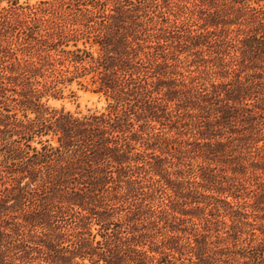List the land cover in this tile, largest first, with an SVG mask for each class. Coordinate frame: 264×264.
<instances>
[{
  "label": "rangeland",
  "instance_id": "rangeland-1",
  "mask_svg": "<svg viewBox=\"0 0 264 264\" xmlns=\"http://www.w3.org/2000/svg\"><path fill=\"white\" fill-rule=\"evenodd\" d=\"M15 1L24 11L45 9V19L51 12L68 18L73 31L62 39L67 46L51 50L62 76L45 67L44 76L30 79L33 85H25L22 76L6 78L17 74L10 72L17 61H37L45 52L23 39L21 10L0 0L12 23H0L2 104L19 118L35 117L20 104L31 87L45 117L53 109L74 116L106 114L119 102L130 112L119 142L133 147L122 179L133 176L121 184L117 198L83 199L74 194V180L30 181L11 171L0 152V264H91L90 259L101 264V254L74 256L81 245L89 251V241L76 246L89 219L94 242L117 253L120 264H264V7L260 12L253 2L248 10L229 0H154L133 50L124 41L133 20L129 12H118L114 0L104 10L93 9L89 0ZM73 44L111 66L104 71L87 63L84 71L72 72L68 59L61 61L65 54H58L73 50ZM121 62L129 64L126 71ZM110 78L115 95L100 85ZM45 139L58 145L52 133L34 136L31 145L39 148L37 141ZM73 154L63 153V165L74 162ZM46 173L68 172L53 167ZM33 211L54 213L60 227L47 222L30 227L23 217Z\"/></svg>",
  "mask_w": 264,
  "mask_h": 264
},
{
  "label": "trees",
  "instance_id": "trees-1",
  "mask_svg": "<svg viewBox=\"0 0 264 264\" xmlns=\"http://www.w3.org/2000/svg\"><path fill=\"white\" fill-rule=\"evenodd\" d=\"M8 1L13 5L12 7H14V9L21 10L18 16L22 17V22L25 25L24 29H26V31H21L24 37L23 39H26V42L30 40L34 41V44L37 45L36 50L45 53L41 55L37 61L31 60L26 62L25 60L23 63L17 61V66L10 69L11 73L17 74L6 78L10 79L16 77L18 79L19 76H22L23 80L21 81H26L24 82L25 85H33L30 79H32V77L44 76L45 73L43 71H46L45 67L50 68L48 71L56 77L62 76V70L55 68V63L59 58H54L53 56L57 54L51 53V50L58 45L67 46L66 43H62V39L68 36V32L73 31V28H67L68 21L65 20H68V18L59 17L49 10L48 12H51V16L49 19H45L44 14L46 10L43 8L26 6L27 11H24V7L22 6L15 7L17 3L15 0ZM106 1L107 0H89L88 2L93 9L99 8L104 10ZM153 1L154 0H114L113 4H115V8L118 12H120V14H128L129 12V18L133 20V29H127L124 33V41L125 44H127L125 45L127 48L134 50L132 45L133 42L139 47L138 27L140 28L142 26V19L148 14V9H146V7H148L147 4H152ZM229 1L239 4V7H247L245 9L250 7L249 5L251 2L256 3L259 6V10L257 11L260 12V9L264 7V0ZM78 2H80V0H77V3ZM42 3L45 2L42 1ZM7 9L8 8L1 7L0 23L9 26L12 23L8 20V16H6L5 13L2 14V12L7 11ZM86 12L92 13V11L87 8ZM86 12L83 15H85ZM137 19H140V21ZM116 26L122 28L120 24ZM76 31L77 29H74V33ZM55 36L56 39L53 40ZM129 36L133 38L130 41L128 39ZM128 44L130 45L128 46ZM73 45L75 47L73 50H60L61 53L58 54L60 57L63 56V53L65 54V57H62L61 61L68 59L69 63L73 66L72 72H76L79 69L84 71L86 69L85 64L87 63H92L91 67H102L104 71L111 66H108L105 60H94L90 53L80 49L76 44ZM126 53L130 54L129 51H126ZM136 54L137 53H134L133 57L136 56ZM135 63L139 64L138 61H135ZM121 64L120 69L122 71H126L125 69L129 68L127 67L129 65L128 63L121 62ZM60 65H62V63ZM132 74V72L129 73V78L131 80L134 79ZM0 84L2 83L0 82ZM113 84L114 81H112L111 78L100 83L102 87L109 89L112 91V95H115L116 91L114 86L116 85ZM22 85L24 84L22 83ZM0 87H2V85H0ZM12 90L14 89L12 88ZM36 91L37 89L31 87L32 93H26L28 98L26 97V99L22 100L20 103L24 106L25 110L35 113V117L33 118L28 117L26 113L22 114L23 118H19L17 112L13 111L8 104H2L3 101L0 99V152H3L4 160L6 162L9 161L11 167L9 165L6 166L13 172L19 170L20 173L24 174L23 177H29L31 179L30 181H34L38 178L42 180L44 184L46 182L45 180H47V182L48 180H52L53 183H57L58 185H60L65 178L74 180V188L76 187L77 189L74 190V194L83 199L87 197L98 198L99 196L117 198L118 192L122 188L121 184L130 183L132 180L131 177L133 176L130 175L127 180L122 179L126 176L124 174L125 168L129 167V163L132 160L128 157V152L133 147H129L127 143L125 145L120 143L118 137L119 134L123 135L125 133L126 129H123L124 126L130 124V122H128V114L130 112L120 108L119 102H116L115 104L109 105V111L106 114H97L93 112L82 116H74L72 113L64 112L62 109H53L49 112L51 115L45 117L46 113L44 110L40 109L42 106L39 102L40 95H38ZM3 96L4 92H2L0 98ZM114 99L117 100L115 97ZM12 100H15V98ZM48 133L56 135L57 146H53L47 139L37 141L40 145L39 148L31 145L34 136H43ZM70 150H74V162L66 161V164L63 165L65 162L63 153ZM136 160L137 159H133V162H136ZM114 166L116 169L113 171L112 167ZM53 167L66 170L68 172L66 173L67 176L63 177L58 175L52 177L46 173L48 169ZM113 172H116L115 177L113 176ZM113 181H115V185L111 186L110 183ZM84 204L86 203L82 201V203H79V206L85 209V207H83ZM33 213L34 214L28 215L29 218H27V216L23 217L24 221L30 225V227H35L37 225L41 226L43 222H47L49 225L56 224L55 217L57 216L54 215V213H48L46 211L40 214L34 211ZM86 224L89 225L87 231L84 233L86 236L83 238V241H77L76 246L78 247L81 245V242L89 241V244H87L89 251H82L81 245L78 247V253L74 256L84 259L94 254H101L103 261L101 264H120L118 261H115L114 258L117 253L110 251V249L106 251L101 250L102 247L99 246L101 245L100 241L97 240L94 242V234H92L90 230L92 224L90 219ZM109 224L112 223H100V228L106 230L108 228L106 226ZM54 227L59 228L60 226L54 225ZM105 235H107L106 231L105 233H101V237L104 238ZM98 249L101 250L100 253H96ZM106 252L108 254L105 255ZM119 257L120 256L117 255V258ZM90 260L91 264H98L99 262V259Z\"/></svg>",
  "mask_w": 264,
  "mask_h": 264
}]
</instances>
